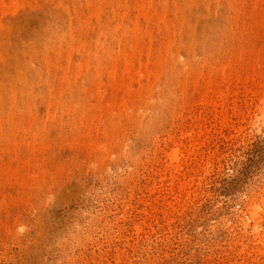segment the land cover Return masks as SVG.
Returning <instances> with one entry per match:
<instances>
[{
    "label": "rangeland",
    "instance_id": "rangeland-1",
    "mask_svg": "<svg viewBox=\"0 0 264 264\" xmlns=\"http://www.w3.org/2000/svg\"><path fill=\"white\" fill-rule=\"evenodd\" d=\"M87 1L0 0V264H264V0Z\"/></svg>",
    "mask_w": 264,
    "mask_h": 264
},
{
    "label": "bare ground",
    "instance_id": "bare-ground-1",
    "mask_svg": "<svg viewBox=\"0 0 264 264\" xmlns=\"http://www.w3.org/2000/svg\"><path fill=\"white\" fill-rule=\"evenodd\" d=\"M48 1H49V0H48ZM59 1H60V0H59ZM68 1H69V0H68ZM78 1H79V0H78ZM86 1H87V0H86ZM89 1H90V0H89ZM150 1H151V0H150ZM153 1H154V0H153ZM166 1H167V0H166ZM166 1H165V2H166ZM195 1H196V0H195ZM195 1H194L193 3H195ZM212 1H213V0H212ZM215 1H216V0H215ZM226 1H228V0H226ZM36 2H37V1H36ZM46 2H47V1H46ZM57 2H58V0H57ZM87 2H88V1H87ZM90 2H91V1H90ZM95 2H96V1H95ZM100 2H101V1H100ZM100 2H99V3H100ZM116 2H118V0H117ZM125 2H126V1H125ZM130 2H131V1H130ZM135 2H137V1L135 0ZM142 2H143V1H142ZM159 2H160V1H159ZM163 2H164V1H163ZM184 2L186 3V1H184ZM187 2H188V0H187ZM229 2H230V1H229ZM234 2H235V1H234ZM253 2H254V5H255V1H253ZM258 2H259V1L257 0V3H258ZM263 2H264V1H263ZM50 3H51V2H50ZM101 3H102V2H101ZM101 3H100V4H101ZM118 3H119V2H118ZM146 3H147V2H146ZM146 3H145V4H146ZM152 3H153V2H152ZM172 3H173V2H172ZM175 3H176V2H175ZM189 3H190V2H189ZM205 3H206V2H205ZM209 3H210V2H209ZM214 3H215V2H214ZM3 4H4V3H3ZM3 4H2V5H3ZM85 4H86V3H85ZM88 4H89V3H88ZM90 4H91V3H90ZM149 4H150V3H149ZM182 4H183V3H182ZM191 4H192V2L190 3V5H191ZM207 4H208V3H207ZM211 4H212V3H211ZM262 4H263V3H262ZM36 5H37V3H36ZM50 5H51V4H50ZM53 5H54V3H53ZM64 5H66V4H64ZM83 5H84V4H83ZM116 5H117V4H116ZM129 5H130V4H129ZM135 5H138V6H139L138 3H136ZM143 5H144V4H143ZM150 5H151V4H150ZM153 5H154V4H153ZM155 5H156V4H155ZM155 5H154V6H155ZM190 5H189V6H190ZM217 5H218V4H217ZM56 6H57V5H56ZM62 6H63V5H62ZM69 6H70V5H69ZM75 6H76V5H75ZM99 6H100V5H99ZM102 6H103V5H102ZM122 6H123V4H122ZM124 6H125V5H124ZM154 6H153V7H154ZM166 6L168 7V5H166ZM187 6H188V5H187ZM208 6H210V4H209ZM215 6H216V5H215ZM79 7H80V5H79ZM94 7H95V6H94ZM136 7H137V6H136ZM141 7H143V6L141 5ZM169 7H170V6H169ZM172 7H173V6H172ZM175 7H177V6H175ZM180 7H181V6H180ZM182 7H183V6H182ZM190 7H191V6H190ZM229 7H231V6H229ZM232 7H233V6H232ZM254 7H255V6H254ZM8 8H9V7H8ZM47 8H48V7H47ZM61 8H62V7H61ZM73 8H74V7H73ZM77 8H78V7H77ZM77 8H76V9H77ZM81 8H82V5H81ZM100 8H101V6L99 7V9H100ZM116 8H117V7H116ZM122 8L124 9L125 7H121V9H122ZM127 8H128V7H127ZM134 8H135V7H134ZM137 8H138V7H137ZM148 8H149V7H148ZM165 8H166V7H165ZM214 8L216 9V7H214ZM235 8H236V6H235ZM4 9H5V8H4ZM40 9H41V8H40ZM63 9H66V8H63ZM67 9H68V8H67ZM146 9H147V8H146ZM146 9H145V10H146ZM153 9H155V8H153ZM206 9H207V8H206ZM253 9H254V8H253ZM50 10H51V9H50ZM54 10H55V9H54ZM56 10H57V9H56ZM93 10H94V9H93ZM128 10H129V9H128ZM137 10H138V9H137ZM140 10H141V9H140ZM161 10H162V9H161ZM163 10H164V9H163ZM166 10H167V9H166ZM166 10H165V11H166ZM178 10H179V8H178ZM217 10H218V8H217ZM256 10H257V9H256ZM5 11H6V10H5ZM100 11H101V10H100ZM112 11H114V9H113ZM115 11H116V9H115ZM124 11H125V10H124ZM148 11H149V10H148ZM151 11H152V10H151ZM165 11H164V12H165ZM176 11H177V9H176ZM180 11H181V10H180ZM213 11H214V10H213ZM233 11H234V10H233ZM236 11H237V10H236ZM51 12H52V11H51ZM68 12H69V10H68ZM68 12H67V13H68ZM75 12H77V11H75ZM75 12H74V13H75ZM95 12H96V11H95ZM102 12H103V8H102ZM121 12H122V11H121ZM133 12H134V11H133ZM137 12H138V11H137ZM142 12H143V10H142ZM166 12H167V11H166ZM184 12H185V11H184ZM230 12H231V11H230ZM7 13H8V12H7ZM67 13H66V14H67ZM93 13H94V12H93ZM103 13H104V12H103ZM103 13H102V14H103ZM114 13H115V12H114ZM118 13H119V12H117V14H118ZM152 13H153V12H152ZM155 13H157V12L155 11ZM174 13H176V12L174 11ZM174 13H173V14H174ZM209 13H210V12H209ZM215 13H216V12H215ZM2 14H3V13H2ZM46 14H48V13H46ZM99 14H100V13H99ZM122 14H123V13H122ZM129 14H130V13H129ZM129 14H128L127 16H129ZM135 14H136V13H135ZM167 14H168V13H166V15H167ZM229 14H230V13H229ZM48 15H49V14H48ZM50 15H51V14H50ZM74 15H75V14H74ZM100 15H101V14H100ZM119 15H120V14H119ZM132 15H133V14H132ZM144 15H145V11H144ZM147 15H148V14H147ZM161 15H162V14H161ZM166 15H165V16H166ZM176 15H177V14H176ZM185 15H186V14H185ZM91 16H92V14H91ZM94 16H95V15H94ZM98 16H99V15H98ZM98 16H96V17L98 18ZM101 16H102V15H101ZM120 16H121V15H120ZM122 16H123V15H122ZM127 16H126V17H127ZM141 16H143V15H141ZM149 16H150V15H149ZM156 16H157V15H156ZM168 16H169V15H168ZM53 17H54V16H53ZM57 17H59V15H58ZM146 17H147V16H146ZM159 17H161L160 19L162 20V16H159ZM174 17H175V15H174ZM185 17H186V16H185ZM73 18H74V17H73ZM73 18H72V19H73ZM75 18H76V17H75ZM81 18H82V17H81ZM91 18H92V17H91ZM118 18H119V17H118ZM122 18H123V17H122ZM144 18H145V17H144ZM177 18H178V17H177ZM177 18H176V19H177ZM69 19H70V18H68L67 21H68ZM76 19H78V15H77V18H76ZM87 19H88V18H87ZM132 19H133V18H132ZM147 19H148V18H147ZM150 19H151V18H150ZM164 19L166 20L167 18H164ZM168 19L170 20V18H168ZM57 20H59V18H58ZM70 20H71V19H70ZM96 20H97V19H96ZM129 20H130V18H129ZM145 20H146V19H145ZM59 21H60V20H59ZM80 21H81V20H80ZM82 21H83V20H82ZM99 21H100V20H99ZM117 21H118V19H117ZM127 21H128V19H127ZM136 21H137V20H136ZM147 21H148V20H147ZM156 21H157V20H156ZM162 21H163V20H162ZM183 21H184V20H183ZM90 22H92V21H90ZM110 22H112V21L110 20ZM120 22H121V21H120ZM125 22H126V21H125ZM184 22H185V21H184ZM197 22H198V21H197ZM84 23H86V21H85ZM103 23H104V22H103ZM132 23H133V22H132ZM151 23H152V21H151ZM171 23H172V22H171ZM179 23H180V22H179ZM52 24H53V23H52ZM90 24H91V23H90ZM105 24H106V23H105ZM107 24H108V23H107ZM124 24H125V23H124ZM152 24L154 25V22H153ZM158 24H159V23H158ZM197 24H198V23H197ZM50 25H51V24H50ZM57 25H58V24H57ZM66 25H67V24H66ZM73 25H74V24H73ZM79 25H80V23H79ZM79 25H78V26H79ZM116 25H117V24H116ZM122 25H123V24H122ZM146 25H147V24H146ZM155 25H157V24H155ZM173 25H174V24H173ZM183 25H184V24H183ZM55 26H56V24H55ZM99 26H100V25H99ZM107 26H108V25H107ZM109 26H110V25H109ZM109 26H108V27H109ZM123 26H124V25H123ZM143 26H144V25H143ZM179 26H180V25H179ZM50 27L52 28V26H50ZM57 27H58V26H57ZM84 27H85V26H84ZM91 27H92V26H91ZM103 27H104V26H103ZM138 27H139V26H138ZM151 27H152V25H151ZM151 27H150V28H151ZM154 27H155V26H154ZM160 27H163V26H160ZM194 27H195V26H194ZM51 28H49V30H50ZM60 28H61V27H60ZM115 28H116V27H115ZM117 28H118V27H117ZM122 28H124V27H122ZM126 28H127V27H126ZM128 28L131 29V27H128ZM166 28H169V27H166ZM179 28H180V27H179ZM44 29H45V28H44ZM47 29H48V28H46V30H47ZM71 29L73 30V28H71ZM71 29H69V30L71 31ZM100 29H102V28H100ZM111 29H112V28H111ZM120 29H121V28H120ZM132 29H133V28H132ZM135 29H136V28H135ZM157 29H158V28H157ZM162 29H163V28H162ZM63 30H64V29H63ZM109 30H110V29H109ZM114 30H115V29H114ZM136 30H137V29H136ZM140 30H142V29H140ZM143 30H144V29H143ZM164 30H166V29H164ZM169 30H170V29H169ZM65 31H66V30H65ZM67 31H68V30H67ZM73 31H74V30H73ZM111 31L113 32V30H111ZM124 31H125V30H124ZM132 31H133V30H132ZM158 31H159V30H158ZM160 31H161V30H160ZM162 31H163V30H162ZM180 31H181V30H180ZM49 32H51V31H49ZM53 32H54V30H53ZM53 32H51V33H53ZM68 32H69V31H68ZM101 32H102V31H101ZM115 32H116V30L114 31V33H115ZM120 32H122V31H120ZM126 32H127V30L125 31V34H126ZM128 32H129V31H128ZM130 32H131V31H130ZM135 32H136V31H135ZM145 32H146V31H145ZM151 32H152V31H151ZM166 32H167V31H166ZM45 33H46V32H45ZM56 33H58V32H56ZM62 33H63V32H62ZM62 33H61V34H62ZM103 33H104V34H105V33L107 34V33H109V32H107L106 29H105V32H103ZM110 33H111V32H110ZM122 33H123V32H122ZM147 33H148V32H147ZM147 33H146V35H147ZM158 33H159V32H158ZM179 33H180V32H179ZM67 34H68V33H67ZM70 34H71V33H70ZM123 34H124V33H123ZM123 34H122V35H123ZM44 35H45V34H44ZM65 35H66V34H65ZM73 35H74V34H73ZM100 35H102V34H100ZM107 35H108V34H107ZM112 35H113V33H112ZM119 35H120V34H119ZM127 35H129V34H127ZM127 35H126V36H127ZM143 35H144V33H143ZM180 35H182V34H180ZM180 35H179V36H180ZM60 36H61V35H60ZM70 36H72V34H71ZM104 36H105V35H104ZM104 36H103V37H104ZM126 36H125L124 38H126ZM129 36H130V35H129ZM129 36H128V37H129ZM137 36H138V35H137ZM140 36H141V35H140ZM148 36H149V35H148ZM153 36H154V35H153ZM50 37H51V35L49 36L48 39H50ZM54 37H55V36H54ZM56 37H58V35H56ZM64 37H66V36H64ZM64 37H63V38H64ZM68 37H69V36H68ZM75 37H76V36H75ZM75 37H74V38H75ZM113 37H114V36H113ZM135 37H136V33H135ZM135 37H134V38H135ZM142 37H143V36H142ZM150 37H151V35H150ZM43 38H44V37H43ZM46 38H47V37H46ZM52 38H53V37H52ZM58 38H59V37H58ZM70 38L73 39L72 37H70ZM99 38H100V37H99ZM108 38H109V37H108ZM115 38H116V37H115ZM115 38H114V39H115ZM117 38H118V37H117ZM145 38H146V37H145ZM176 38H177V37H176ZM181 38H182V37H181ZM64 39H66V38H64ZM111 39H112V37H111ZM111 39H110V40H111ZM119 39H120V38H119ZM130 39H131V36H130ZM132 39H133V38H132ZM140 39H141V37H140ZM151 39H152V38H151ZM182 39H183V38H182ZM182 39H181V40H182ZM40 40H41V39H40ZM45 40H46V39H45ZM74 40H75V39H73V41H74ZM117 40H118V39H116V41H117ZM122 40H123V39H122ZM50 41H51V40H50ZM53 41H54V40H53ZM59 41H63V40H60V39H59ZM59 41H58V42H59ZM64 41H65V40H64ZM106 41L108 42V40H106ZM114 41H115V40H114ZM124 41H125V39H124ZM129 41H131V40H129ZM143 41H144V37H143L142 42H143ZM176 41H177V39H176ZM47 42H48V41H47ZM51 42H52V41H51ZM51 42H50V44H51ZM68 42H69V41H68ZM77 42H78V41H77ZM110 42H112V41H109V43H110ZM119 42H120V41H119ZM127 42H128V41H127ZM140 42H141V41H140ZM142 42H141V43H142ZM144 42H145V41H144ZM178 42H179V41H178ZM23 43H24V42H23ZM54 43H55V42H54ZM65 43H66V41H65ZM114 43H115V42H114ZM114 43H113V44H114ZM121 43H122V42H121ZM124 43H125V42H124ZM137 43H139V42H136V44H137ZM141 43H140V44H141ZM5 44H6V43H5ZM9 44H10V43H9ZM15 44H16V43H15ZM31 44H33V43H31ZM97 44H98V43H97ZM107 44H108V43H107ZM107 44H106V45H107ZM177 44H178V43H177ZM24 45H25V44H24ZM46 45H47V44H46ZM54 45H55V44H54ZM58 45H60V44H58ZM72 45H73V44H72ZM85 45H86V44H85ZM87 45H88V44H87ZM98 45H99V44H98ZM108 45H109V44H108ZM114 45H115V44H114ZM117 45H118V43H117ZM129 45H130V44H129ZM36 46H37V45H36ZM36 46H35V47H36ZM41 46H42V45H41ZM44 46H45V45H44ZM82 46H83V45H82ZM101 46H102V48H104V47H103L104 45H101ZM101 46H100V48H101ZM124 46H125V48H126L127 44H124ZM124 46L122 45V47H124ZM133 46H135V45H133ZM133 46H132V41H131V46L128 47V48L131 49V47L133 48ZM181 46H182V45H181ZM28 47H29V46H28ZM47 47H48V46H47ZM56 47H58V46H56ZM70 47H72V46H70ZM115 47H116V46H115ZM115 47H114V48H115ZM117 47H118V46H117ZM136 47H137V46H136ZM143 47H144V45H143ZM182 47H184V46H182ZM60 48H61V45H60ZM60 48H59V49H60ZM67 48H68V47H67ZM73 48H75V47H73ZM100 48H99V50H100ZM110 48H111V47H110ZM120 48H121V47H120ZM125 48H124V51H125ZM32 49L34 50V48H32ZM57 49H58V48H57ZM104 49H105V48H104ZM107 49H108V48H107ZM172 49H173V48H172ZM23 50H24V49H23ZM30 50H31V49H30ZM45 50H46V49H45ZM55 50H56V49H55ZM71 50H72V49H71ZM97 50H98V48H97ZM99 50H98V51H99ZM101 50H102V49H101ZM110 50H111V49H110ZM120 50H122V49H120ZM132 50H133V49H132ZM139 50H140V49H139ZM78 51H79V50H78ZM103 51H104V53H107V52H105V50H103ZM111 51H112V50H111ZM118 51H119V49H118ZM130 51H131V50H130ZM130 51H129V53H131ZM133 51H134V50H133ZM33 52L35 53V51H33ZM39 52H41V51H39ZM39 52H38V54H39ZM79 52H80V51H79ZM108 52H109V51H108ZM139 52H140V51H139ZM171 52H172V51H171ZM17 53H18V51H17ZM24 53H25V52H24ZM44 53H46V52H44ZM56 53H58V52H56ZM102 53H103V52H102ZM113 53H114V51H113ZM116 53H117V52H116ZM123 53H124V52H123ZM123 53H122V54H123ZM127 53H128V52H127ZM134 53H135V52H134ZM46 54H47V53H46ZM46 54H45V56H46ZM69 54H70V52H69ZM109 54H110V53H109ZM109 54H108V55H109ZM118 54H119V53H118ZM118 54H117V55H118ZM125 54H126V52H125ZM137 54H138V53H137ZM27 55H29V53H28ZM27 55H26V56H27ZM48 55H50V54H47V56H48ZM58 55H59V54H58ZM95 55H96V54H95ZM97 55H98V54H97ZM108 55H107V56H108ZM114 55H115V54H114ZM135 55H136V54H135ZM166 55H167V54H166ZM168 55H169V54H168ZM171 55H172V54H171ZM12 56H14V54H13ZM15 56H16V54H15ZM90 56H91V55H90ZM107 56H106V57H107ZM115 56H116V55H115ZM127 56H128V55H127ZM174 56H175V55H174ZM94 57H95V56H94ZM101 57H103V55H102ZM123 57H124V56H123ZM133 57H134V56H133ZM60 58H61V57H60ZM96 58H97V57H96ZM111 58H112V57H111ZM125 58H126V57H125ZM166 58H167V57H166ZM7 59H8V58H7ZM14 59H15V58H14ZM17 59H18V58H17ZM46 59H47V58H46ZM68 59H69V58H68ZM98 59H99V58H98ZM102 59H103V58H102ZM104 59H106V58H104ZM167 59H168V58H167ZM176 59H177V58H176ZM5 60H6V59H5ZM109 60H111V59H109ZM112 60H113V58H112ZM165 60H166V59H165ZM15 61H16V60H15ZM37 61H38V60H37ZM47 61H48V60H47ZM47 61H46V62H47ZM50 61H51V60H50ZM98 61H99V60H98ZM171 61H172V59H171ZM26 62H27V60H26ZM51 62H52V61H51ZM56 62H57V61H56ZM168 62H169V61H168ZM184 62H185V60H184ZM184 62H182V63H184ZM5 63H6V62H5ZM5 63H4V64H5ZM17 63L19 64V62H17ZM31 63H32V62H31ZM31 63H29V64H31ZM33 63H34V62H33ZM176 63H177V62H176ZM54 64L57 65L56 63H54ZM79 64H80V63H79ZM83 64H84V63H83ZM99 64H100V63H99ZM172 64H173V63H172ZM178 64H179V63H178ZM180 64H181V62H180ZM186 64H187V63H186ZM15 65H16V64H15ZM24 65H25V64H24ZM34 65H35V64H34ZM34 65H33V66H34ZM45 65H46V63H45ZM49 65H50V64H49ZM84 65H85V64H84ZM184 65H185V64H184ZM29 66H30V65H29ZM40 66H41V64H40ZM42 66H43V65H42ZM50 66H51V65H50ZM175 66H176V64H175ZM185 66H186V65H185ZM16 67H18V66H16ZM20 67H21V66H20ZM44 67H45V66H44ZM47 67H48V65H47ZM57 67H58V65H57ZM86 67H87V66H86ZM169 68L172 69L170 66H169ZM22 69H23V68H22ZM28 69H29V68H28ZM36 69H37V68H35V71H37ZM41 69H43V67H42ZM46 69H47V68H46ZM49 69L51 70V68H48V71H49ZM55 69H56V68H55ZM58 69H59V68H58ZM61 69H62V68H61ZM173 69H174V68H173ZM178 69H179V68H178ZM180 69H181V68H180ZM53 70H54V69H53ZM18 71L21 72L20 69H19ZM29 71H30V69H29ZM31 71H32V70H31ZM56 71H57V69H56ZM25 72H26V71H25ZM43 72H44V71H43ZM43 72H42V70H41V73H43ZM79 72H80V71H79ZM15 73H16V72H15ZM38 73H39V72H38ZM80 73H81V72H80ZM9 74H10V73H9ZM22 74H23V72H22ZM77 74H78V73H77ZM25 75H26V74H25ZM30 75H31V73H30ZM30 75H29V76H30ZM35 75H36V74H35ZM39 75H40V74H39ZM43 75H44V73H43ZM55 75H56V74H55ZM10 76H11V75H10ZM10 76H9V77H10ZM15 76H16V75H15ZM61 76H62V75H61ZM71 76H73V75H71ZM79 76H80V74H79ZM0 77H1V75H0ZM7 77H8V76H7ZM31 77H32V76H31ZM41 77H42V76H41ZM46 77H47V76H45V78H46ZM76 77H77V76H76ZM149 77H150V76H149ZM13 78H15V77H13ZM23 78H24V77H23ZM37 78H38V77H37ZM50 78H52V77H50ZM11 79H12V78H11ZM15 79H16V78H15ZM27 79H28V78H27ZM66 79H67V78H66ZM19 80H20V79H19ZM23 80H24V79H23ZM48 80H49V78H48ZM27 81H28V80H27ZM59 81H60V80H59ZM66 81H67V80H66ZM8 82H9V81H8ZM10 82H11V81H10ZM18 82H19V81H18ZM40 82H42V81H40ZM43 82H44V78H43ZM46 82H47V81H46ZM69 82H70V81H69ZM31 83H34V82H31ZM31 83H29V84L31 85ZM44 83H45V82H44ZM0 84H1V83H0ZM13 84H14V83H13ZM19 84H21V83H19ZM26 84H27V82H26ZM29 84H28V85H29ZM36 84H37V83H36ZM42 84H43V83H42ZM69 84H70V83H69ZM52 85H53V84H52ZM2 86H3V85H2ZM14 86H15V85H14ZM16 86H17V85H16ZM42 86H43V85H42ZM47 86H48V84H47ZM3 87H4V86H3ZM9 87H10V86H9ZM12 87H13V85H12ZM17 88L19 89L18 86H17ZM29 88H30V86H29ZM39 88H40V87H39ZM49 88H50V87H49ZM5 89H7V88H5ZM9 89H10V88H9ZM9 89H8V90H9ZM12 89H14V88H12ZM24 89H25V88H24ZM26 89H28V88H26ZM32 89H33V88H32ZM1 90H2V89H0V92H1ZM14 90H15V89H14ZM16 90H17V89H16ZM22 90H23V89H22ZM33 90H34V89H33ZM43 90H44V89H43ZM47 90H48V89H47ZM12 91H13V90H12ZM40 91H41V90H40ZM40 91H39V93H40ZM51 91H52V90H51ZM169 91H170V90H169ZM5 92H7V91H5ZM23 92H24V91H23ZM27 92H28V91H27ZM27 92H26V93H27ZM29 92H30V91H29ZM45 92L47 93V91H45ZM1 93H2V92H1ZM16 94L18 95V93H16ZM24 94H25V93H24ZM44 94H45V93H44ZM1 95H2V94H1ZM22 95H23V93H22ZM28 95H29V94H28ZM34 95H35V92H34ZM25 96H27V94H26ZM30 96H31V95H30ZM14 97H15V95H14ZM20 97H21V96H20ZM33 97H34V96H33ZM10 98H11V97H10ZM16 98H17V97H16ZM21 98H22V97H21ZM0 99H1V98H0ZM22 99H23V98H22ZM31 99H32V98H31ZM51 99H52V98H51ZM5 100H9V99H5ZM27 100H28V98H27ZM10 101H11V99H10ZM24 101H25V100H24ZM2 102H3V101H2ZM8 102H9V101H8ZM17 103H19V102L17 101ZM24 103H26V102H24ZM29 103H30V102H29ZM7 104H8V103H7ZM13 104H14V103H13ZM21 104H23V103L21 102ZM35 104H36V103H35ZM35 104H33V105L35 106ZM3 105H4V104H3ZM11 105H12V102H11ZM24 105H25V104H24ZM12 106H13V105H12ZM12 106H11V108H12ZM19 107H20V106H19ZM19 107H18V109H19ZM79 107H80V106H79ZM2 108H4V106H3ZM13 108H14V107H13ZM23 108H24V107H22V109H23ZM69 109H70V108H69ZM9 110H10V109H9ZM0 111L2 112V110H0ZM6 111H7V110H6ZM14 111H15V110H14ZM4 112H5V111H4ZM7 112H8V111H7ZM12 112H13V111H12ZM8 113H9V112H8ZM6 114H7V113H6ZM1 116H2V115H1ZM0 126H1V125H0ZM174 157H175V156H174Z\"/></svg>",
    "mask_w": 264,
    "mask_h": 264
}]
</instances>
